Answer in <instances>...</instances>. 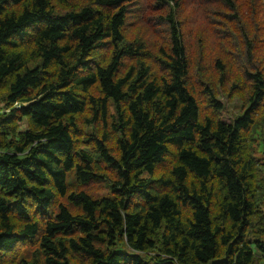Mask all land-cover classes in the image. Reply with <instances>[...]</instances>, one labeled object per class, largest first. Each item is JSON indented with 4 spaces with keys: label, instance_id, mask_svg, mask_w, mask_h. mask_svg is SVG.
<instances>
[{
    "label": "trees",
    "instance_id": "16d2710c",
    "mask_svg": "<svg viewBox=\"0 0 264 264\" xmlns=\"http://www.w3.org/2000/svg\"><path fill=\"white\" fill-rule=\"evenodd\" d=\"M258 129L264 0H0V264H264Z\"/></svg>",
    "mask_w": 264,
    "mask_h": 264
},
{
    "label": "rangeland",
    "instance_id": "374dc122",
    "mask_svg": "<svg viewBox=\"0 0 264 264\" xmlns=\"http://www.w3.org/2000/svg\"><path fill=\"white\" fill-rule=\"evenodd\" d=\"M184 16L188 17V24H186V27L190 29V25H191V19H192V15L187 12ZM131 29H132V25H131ZM192 32L193 35H196V28L195 26L192 27ZM164 36V35H163ZM201 39V43L203 46H205L206 51L209 50V46L213 43L212 42V38L209 41V46L207 45L206 42H204L205 38H200ZM211 48V46H210ZM220 100L223 102L224 104V108H225V112L224 115L225 116H230V115H236L239 113V106L241 105V100L239 98H233L230 101H227L224 97L220 96L219 97ZM255 137H256V141H258V151L256 152V155L258 157H260L263 153H264V130L263 129H258L255 133Z\"/></svg>",
    "mask_w": 264,
    "mask_h": 264
}]
</instances>
